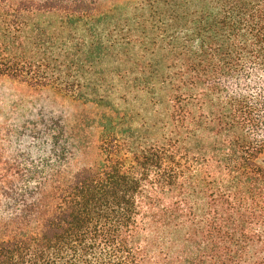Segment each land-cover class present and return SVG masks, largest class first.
<instances>
[{"label": "trees", "instance_id": "trees-1", "mask_svg": "<svg viewBox=\"0 0 264 264\" xmlns=\"http://www.w3.org/2000/svg\"><path fill=\"white\" fill-rule=\"evenodd\" d=\"M0 77L72 105L0 131V264H264V0H0Z\"/></svg>", "mask_w": 264, "mask_h": 264}, {"label": "rangeland", "instance_id": "rangeland-1", "mask_svg": "<svg viewBox=\"0 0 264 264\" xmlns=\"http://www.w3.org/2000/svg\"><path fill=\"white\" fill-rule=\"evenodd\" d=\"M45 106H54L56 111H68L72 108L64 96L52 90L32 88L17 80L0 77V131L3 127H17V124L24 119L35 118L39 110H43ZM3 139L8 141L10 136L9 138L4 136ZM25 143H30V140L20 139V143L14 145L17 148L25 149L23 145ZM36 145L37 143H32L30 147ZM42 147L43 145L41 149H43ZM9 152L10 149L7 150V153ZM42 153L45 154V152Z\"/></svg>", "mask_w": 264, "mask_h": 264}]
</instances>
